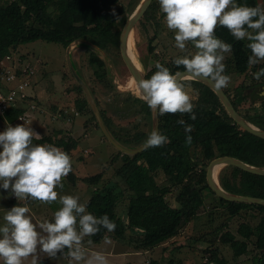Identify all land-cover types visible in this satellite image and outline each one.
I'll use <instances>...</instances> for the list:
<instances>
[{
	"label": "trees",
	"instance_id": "1",
	"mask_svg": "<svg viewBox=\"0 0 264 264\" xmlns=\"http://www.w3.org/2000/svg\"><path fill=\"white\" fill-rule=\"evenodd\" d=\"M5 1L0 0V62H6L7 57L10 56L13 64L20 65L17 69L19 73L27 69L29 75L33 65L29 63L26 55L18 56L17 54V49L23 44L43 40L60 43L67 48L77 39H86L105 51L111 47L117 49L120 48L125 23L134 11L133 5L130 6L131 9H127L121 5V0H13L10 3ZM236 2L240 5L260 6L259 0H236ZM140 24L142 25L141 21ZM216 36L233 47L227 59V65L232 67L237 75H247L254 81L253 73L264 68V61L251 68L248 66V57L251 55L250 49L246 47L248 41H237L224 27L217 28ZM152 43L153 40L148 48L154 55L156 48ZM86 50L88 51L83 52H88V63L94 68L97 79L100 81L106 79L108 69L105 61L96 52L87 48ZM173 61L174 59L160 64L167 67L173 74L177 71L183 72V67L177 68ZM125 68L129 71L126 65ZM155 71H157L155 66L148 70L147 79L151 78ZM261 80L264 82V77H261ZM183 82L185 85H192L197 91V98L192 100L195 105L196 120L193 121L190 114L159 115V132L166 135L169 142L162 147L148 148L134 156L123 154L124 164L118 170V175L126 180L128 191L131 193L125 212L126 219L124 220L118 213L120 194L111 188L95 190L86 205V212L97 218L106 214L117 227L112 233L101 229L99 234L88 239L100 244L103 236L107 234L114 240H119L118 242L127 239L134 249L150 251L170 242L186 225L203 215H208L209 224H213L217 218L222 219L224 216L225 221L221 226L206 233L200 232L201 235L195 237L192 240L193 243L202 242L209 236L217 235L215 241L209 242L214 245L218 241L228 245L237 258L250 254L252 246L256 251L252 257L253 263L264 264V206L229 202L219 198L208 185L207 167L200 169V163L203 162L208 166L213 160L224 156L235 157L249 164L264 167V139L236 124L219 97L207 85L195 80H183ZM32 86L33 81L26 91V98L19 102V106L10 108L6 115L2 116L5 122L8 124L18 122L19 115L29 111L27 103H37V95ZM78 89L83 92L79 84ZM225 91L239 111L248 99L247 87L242 85L233 91L228 89ZM131 93H138V89ZM133 101L143 104L146 115L152 120V111L147 104L137 98ZM86 105L88 103L85 99L79 105V109H83ZM262 105L264 108V101ZM102 113L114 133L112 124L103 111ZM245 117L264 129V115L256 118L246 114ZM181 119L193 128L190 133L192 136L190 145L186 144L184 126L177 123ZM114 135L125 145L131 143L141 145L148 138L146 133L140 132L133 141L129 142L123 141L115 133ZM33 143H50L60 147L69 155L77 148V141L70 131H58V136L54 139L51 136L34 139ZM158 173L166 177L162 184L158 182ZM102 177L100 173L84 180L90 186H94L101 181ZM65 178L75 185L74 173H70ZM219 179L223 188L231 193L264 198V176L262 175H255L235 166H226L221 170ZM175 189L178 190L175 199L177 206H173L168 200V196ZM207 192L215 198L211 206L207 203ZM220 206L223 209H220ZM209 207L212 209L209 210ZM202 209L205 212L202 213ZM250 209L262 214L257 225L244 222L237 229V236L228 230L219 235L221 229L228 228L232 218ZM205 252L210 254V264H228L226 259L221 257L219 247L215 249L209 247L205 249ZM148 264L179 263L171 259L166 263L153 260Z\"/></svg>",
	"mask_w": 264,
	"mask_h": 264
},
{
	"label": "rangeland",
	"instance_id": "2",
	"mask_svg": "<svg viewBox=\"0 0 264 264\" xmlns=\"http://www.w3.org/2000/svg\"><path fill=\"white\" fill-rule=\"evenodd\" d=\"M12 1L13 0H6L5 3H10ZM140 2L141 0H121V5L127 9H131L130 6L133 5L132 8L135 9ZM259 4L260 7L264 8V0H259ZM148 10L146 13L148 12L150 14L148 15V13H145L140 20L142 25L140 21H138L134 29L133 48L140 61L142 63L144 62L146 66L148 65L150 69L153 68L157 62L168 63L178 56L185 55V53L180 52V50L174 46V33L169 31L164 23L165 14L160 10L159 0H153ZM151 40H153L152 44L156 48L154 55L150 53L148 48ZM187 47L189 51H195L190 43ZM83 51L88 50H86V47H77L74 49L72 54L74 62L77 69L90 86L98 101L100 109L105 113L106 118L112 124L111 128L114 130V133L117 134L119 138L123 139V141L126 140L129 142L133 141L140 132H144L146 136H149L152 132L153 123L148 115L142 113L139 103L133 101L135 100V96H137L136 93L125 92L120 88L126 85L124 83L125 80L132 74L130 70L128 71L125 68L120 49L111 47L108 51H105L107 54L105 59L107 65H109L110 72H108L107 78L102 81L97 79L94 68L88 63V52L85 53ZM17 52L18 56L26 55L29 63L33 65L34 74L29 80L33 81L32 88L37 95L38 111H40L39 113L36 112L32 114L33 123H35L34 126H36L37 132L42 138L51 136L54 139L58 136V131H70L75 141H77V148L70 154L72 163V171L70 173H74L76 177L75 185L64 178L65 182H62L63 188H59V196H78L80 198L79 202L86 206L95 190L101 191L105 188H111L114 189L116 193L120 194L118 213L125 217L131 193L128 191L126 180L118 175V170L124 164L122 158L123 153L107 140L97 124L96 118L94 119L93 110L84 92L78 89V82L70 70L67 59V48L60 43H50L39 40L27 43V45L23 44L17 49ZM229 56L230 53L225 54L223 63L226 66L225 74L231 77V81L229 85L223 89L233 91L242 85L247 87L246 93L248 99L240 107L239 113H241L243 117H245L246 114L256 118L263 116V80L255 79L253 81L252 78L247 75H237L232 67L227 65ZM16 66L19 65L16 64ZM249 87L252 88L250 89ZM186 91L192 97V100L197 98V91L192 85H186ZM85 99L88 105L83 109H79V105L82 104ZM246 119L249 121L248 118ZM127 146L136 147L139 145L131 143ZM196 153L199 157V152L197 151ZM200 165V169H205L207 167L208 171L210 164L206 166V164L202 162ZM100 173L103 177L101 181L94 186H90L89 183L84 180L85 178H90ZM165 180L166 177H162L161 174L158 173V182L162 184ZM2 190L3 189L0 188V193ZM4 193L3 195L8 194L5 190ZM177 193L178 190L175 189V191L168 196V200L173 206H177L175 200ZM207 196V203L211 206L215 198L209 192H207ZM9 198H12L11 194ZM58 200L50 204V206L60 209L61 205ZM26 203L27 202H25V204ZM14 204L16 203L14 202ZM29 204L31 208L40 209V215L43 218L46 216L45 209L48 210L47 204L40 203L38 206L33 200H31ZM18 205L17 203V205H13L12 207ZM219 208L223 209L222 206ZM211 209L209 207V210ZM201 212L203 213L205 210L202 209ZM261 217L262 214L256 210L250 209L242 211L240 215L229 221L228 228L221 229L219 235L228 230L237 236V229L242 223L246 222L257 225ZM208 220V215H203L199 219L193 220L180 231V234L175 239L173 238L174 240L172 239V242H168L166 246H159L157 250H147L149 251L148 253L139 256L134 255V253H141L144 251L134 249V246L130 245L132 243H129L127 239L118 242L119 240H114L112 236H109L113 241L111 245H104L102 242L100 244L93 243L91 250L105 253L109 264H148L153 260L166 263L171 259H174L179 264H210V254L206 253L205 249L209 247L212 249L219 247L221 257H224L228 264H254L252 257L256 254V251L253 250L252 246L250 254L237 258L234 256L232 248L228 245H224L222 242L218 241H216L214 245L212 242H209L212 240L215 241L217 235L209 236L202 242L193 243L192 240L195 237L207 231H211L219 225L221 226L225 221V217L222 216V219L217 218L213 224H209ZM88 238L89 237H86L85 241ZM238 238H240V236ZM119 252H125V254L119 255ZM126 252L133 256L129 257ZM0 264H3V261H0ZM26 264H31L29 258ZM38 264H69V260L66 257L58 256L49 262L38 261ZM72 264H83V262H72Z\"/></svg>",
	"mask_w": 264,
	"mask_h": 264
},
{
	"label": "clouds",
	"instance_id": "3",
	"mask_svg": "<svg viewBox=\"0 0 264 264\" xmlns=\"http://www.w3.org/2000/svg\"><path fill=\"white\" fill-rule=\"evenodd\" d=\"M159 6L165 14L167 29L174 33V46L185 53L173 61L177 68L183 67V72L173 74L157 62V71L149 79H140L137 89L153 113L190 114L194 121L195 105L183 80L210 79L217 90L229 85L231 77L225 74L223 61L233 47L216 36L218 27L227 28L237 41H248L250 68L264 61V8L240 5L236 0H159ZM189 43L195 51L188 50ZM253 77L256 80L264 77V68L253 73ZM20 119L23 121L24 117ZM177 123L184 126L186 144L190 145L192 126L183 119ZM40 138L25 123L9 125L0 133V188L10 191L19 201L30 199L50 205L58 200L56 189L63 188L62 179L72 171V163L70 155L60 147L33 143ZM168 142L166 135L153 130L143 148L162 147ZM79 199L73 195L59 196L61 207L54 213V222L43 220L38 225L28 215L27 206L4 211L0 224V261L24 264L31 257V264H38L39 248L51 258H68L69 264H109L105 253L92 251L93 240L85 241V238L99 234L101 229L112 233L117 225L106 214L97 218L87 213ZM112 242L107 234L103 236L104 245Z\"/></svg>",
	"mask_w": 264,
	"mask_h": 264
},
{
	"label": "water",
	"instance_id": "4",
	"mask_svg": "<svg viewBox=\"0 0 264 264\" xmlns=\"http://www.w3.org/2000/svg\"><path fill=\"white\" fill-rule=\"evenodd\" d=\"M152 1L153 0H141V2L137 5V7L134 9V11L129 16L126 22V25L121 34L119 49H121L123 59L126 65L128 66V69L130 70V72L137 73V77L135 80L136 86L140 79L146 78L147 71L142 62L137 60L135 63L130 56V54H132V49L130 48L131 47L130 46L131 36H133L134 29L136 28V24L145 15ZM77 47H87L93 50L94 52H96L98 55H100L103 58L105 63H106L105 58L107 57V54L105 50H103L101 47H99L98 45L86 39H77L73 41L67 47V59H68L70 70L72 71L78 84L82 87L83 92L88 100V103L90 104L93 110L94 116L96 118V121L102 133L105 135L107 140L123 154L125 153L128 155L134 156V155L144 152L145 151V149L143 148L144 143L136 147L127 146L123 144L122 142H120V140L111 131L100 109L97 99L95 98L90 86L88 85L87 81L83 78L82 74L77 69V66L74 62L72 54H73L74 49H76ZM106 66H107L108 72H110L109 65H107V63H106ZM184 80H195V81H199L207 85L219 97L220 101L222 102L226 110L228 111L230 117L235 121L236 124H238L244 130L249 131L253 135L264 139V129L260 128L259 126L255 125L254 123L248 121L245 117H243L241 113H239V111L235 108L230 97L227 95L224 89L217 90L214 87V84L210 81V79L197 78V79H184ZM125 92H128V91H125ZM152 123H153L152 131L156 130L159 132L160 131L159 115L153 112H152ZM226 166H235L244 171L250 172L252 174L264 176V167L255 166L243 160H240L238 158L231 157V156L219 157L210 163L208 167V171H207L208 172L207 182L210 188L212 189V191L217 196H219V198L221 197L222 199L229 201V202L256 204V205L264 206V198L247 196V195H238V194L231 193L223 188V186L221 185L219 181V175H220L221 170Z\"/></svg>",
	"mask_w": 264,
	"mask_h": 264
},
{
	"label": "built area",
	"instance_id": "5",
	"mask_svg": "<svg viewBox=\"0 0 264 264\" xmlns=\"http://www.w3.org/2000/svg\"><path fill=\"white\" fill-rule=\"evenodd\" d=\"M19 65V64H18ZM20 66V65H19ZM18 66L12 63V58L7 57L6 62H0V115L5 116L10 108L18 107L19 102L25 97L31 81L29 80L34 74L31 68L30 75L27 69L20 72ZM25 77V78H24ZM24 102V101H22ZM28 112L22 113L18 117L19 123H25L27 126L33 124L32 114L39 113L37 103H27ZM24 117L22 121L20 118Z\"/></svg>",
	"mask_w": 264,
	"mask_h": 264
},
{
	"label": "crops",
	"instance_id": "6",
	"mask_svg": "<svg viewBox=\"0 0 264 264\" xmlns=\"http://www.w3.org/2000/svg\"><path fill=\"white\" fill-rule=\"evenodd\" d=\"M18 124H21V123H19V122H16V123H14V124H8L7 122H5L3 119H2V117L0 116V133H2L5 129H6V127L7 126H9V125H12V126H16V125H18ZM34 124L35 123H33L31 126H27V127H32L33 128V130L34 131H36L37 132V130H36V126H34ZM4 126V127H3ZM42 138V137H41ZM66 179V178H65ZM64 178L62 179V182H65L64 180H65ZM56 191L59 193V188H57L56 189ZM8 192V194L7 195H3V194H5L4 193V190H2V194L0 193V224H2L3 223V220H2V217H3V215H4V211H7V210H10L11 208H12V206L13 205H17V203L19 204L18 206H27V207H29V209H30V211H29V213H28V215H30L31 217H32V219H33V222L34 223H36L37 225H38V223L39 222H41V221H43V220H48L49 222H54V220H53V217H54V213L56 212V211H58L59 209L58 208H54L53 206H50V205H48L47 204V208H48V210L47 209H45V211H46V216L43 218L41 215H40V209H38V208H31V205L29 204V202L31 201L30 199L29 200H22V201H19V200H17L13 195H12V198L10 199L9 198V196H10V191H7ZM6 200V201H5ZM14 202L16 203V204H14ZM20 202V203H19ZM25 202H27L26 204H25ZM36 203H37V205L39 206L40 205V202L39 201H35ZM123 219L125 220L126 219V217H124L123 216ZM38 231H40L39 229H37ZM176 238V237H175ZM174 238V239H175ZM173 239V240H174ZM173 240H171V242L173 241ZM167 245V243L166 244H163V245H161V246H166ZM157 248H159V247H157ZM157 248H155V250H157ZM150 251H152V250H150ZM149 251H144V252H141V253H134V255H141V254H146V253H148ZM120 254H125V252L124 253H122V252H119V255ZM126 254L129 256V257H132L133 255L132 254H130V253H127L126 252ZM36 255L39 257V261H45V262H49V261H51V260H53L54 258H50L46 253H43L42 251H40L39 250V248H38V250H37V253H36ZM58 257V256H57ZM29 259L31 260L32 258L31 257H29ZM27 263V260H25L24 261V264H26ZM147 264V263H146Z\"/></svg>",
	"mask_w": 264,
	"mask_h": 264
},
{
	"label": "bare ground",
	"instance_id": "7",
	"mask_svg": "<svg viewBox=\"0 0 264 264\" xmlns=\"http://www.w3.org/2000/svg\"><path fill=\"white\" fill-rule=\"evenodd\" d=\"M130 48L132 49V54H130L131 58L133 59V61L136 63L137 60L140 61L139 57L137 56V53L135 51V49L133 48L134 47V39H133V36H131V44H130ZM140 46V45H139ZM142 49V48H141ZM141 62V61H140ZM138 63V62H137ZM136 77H137V73H132L131 75H129L127 77V79L125 80V86H121L120 88L123 89L124 91H134L137 89V86H136Z\"/></svg>",
	"mask_w": 264,
	"mask_h": 264
},
{
	"label": "flooded vegetation",
	"instance_id": "8",
	"mask_svg": "<svg viewBox=\"0 0 264 264\" xmlns=\"http://www.w3.org/2000/svg\"><path fill=\"white\" fill-rule=\"evenodd\" d=\"M127 22V21H126ZM125 25H126V23H125ZM125 27V26H124ZM124 29V28H123ZM123 31V30H122ZM87 48V47H86ZM87 49H89V48H87ZM120 52H121V49H120ZM121 57H122V59H123V56H122V53H121ZM123 61H124V59H123ZM144 63V62H143ZM124 64L126 65V63H125V61H124ZM144 65H145V67L147 68V74L149 73L148 72V70H150L149 69V67H148V65L146 66V64L144 63ZM127 66V65H126ZM127 68H128V66H127ZM147 74H146V78L145 79H147ZM136 95L137 96H135V99L137 98V99H140V100H142L141 98H140V92L138 91V93H136ZM139 107H140V110L142 111V113L143 114H146L145 113V111H144V106H143V104H139Z\"/></svg>",
	"mask_w": 264,
	"mask_h": 264
}]
</instances>
